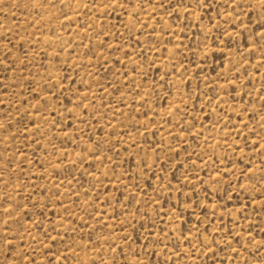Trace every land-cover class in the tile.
Masks as SVG:
<instances>
[{"label": "rangeland", "instance_id": "1", "mask_svg": "<svg viewBox=\"0 0 264 264\" xmlns=\"http://www.w3.org/2000/svg\"><path fill=\"white\" fill-rule=\"evenodd\" d=\"M0 264H264V0H0Z\"/></svg>", "mask_w": 264, "mask_h": 264}]
</instances>
